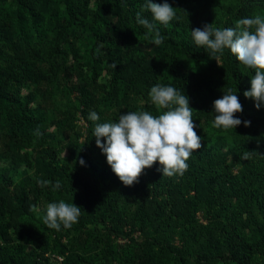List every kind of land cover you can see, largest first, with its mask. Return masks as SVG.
<instances>
[{
    "label": "trees",
    "instance_id": "16d2710c",
    "mask_svg": "<svg viewBox=\"0 0 264 264\" xmlns=\"http://www.w3.org/2000/svg\"><path fill=\"white\" fill-rule=\"evenodd\" d=\"M142 2L0 0V264H264V108L243 95L254 69L228 49L209 57L189 32L264 14V0H168L160 44L135 21ZM153 83L186 94L200 148L182 175L153 161L124 185L88 112L155 114ZM228 87L242 123L213 127L211 102ZM60 199L81 211L55 230L40 213Z\"/></svg>",
    "mask_w": 264,
    "mask_h": 264
},
{
    "label": "clouds",
    "instance_id": "9594fccd",
    "mask_svg": "<svg viewBox=\"0 0 264 264\" xmlns=\"http://www.w3.org/2000/svg\"><path fill=\"white\" fill-rule=\"evenodd\" d=\"M140 9L135 13L136 23L148 29L153 42L160 44L163 36L156 22L167 26L176 15L175 7L168 0H143ZM145 10L151 18L142 15ZM189 32L193 43L202 46L209 57L216 60L218 54L228 49L236 61L254 69L249 78L250 86L243 95L253 100L254 107L264 108V14L241 17L234 26L217 27L205 23ZM237 92L238 89L234 91L228 87L212 100L213 127L234 129L242 123L240 117L234 115L242 110ZM148 97L150 103L162 110L155 114L143 109L127 111L119 113L115 121H100L96 111L88 112V119L95 122L92 127L95 144L124 185L136 181L142 169L151 166L153 161L158 162L161 175H182L192 150L200 148L201 137L194 130L193 108L185 93L171 83H153ZM249 123L243 120L244 126ZM34 131L40 135L39 128ZM247 155L248 151H245L241 159ZM78 162L83 165V158ZM38 183L48 185L49 181L44 179ZM58 184L56 181L53 186ZM80 211L81 208L72 201L60 199L47 202L40 219L49 228L67 229L78 220Z\"/></svg>",
    "mask_w": 264,
    "mask_h": 264
},
{
    "label": "rangeland",
    "instance_id": "374dc122",
    "mask_svg": "<svg viewBox=\"0 0 264 264\" xmlns=\"http://www.w3.org/2000/svg\"><path fill=\"white\" fill-rule=\"evenodd\" d=\"M80 121V120H79ZM80 124H82V121H80Z\"/></svg>",
    "mask_w": 264,
    "mask_h": 264
}]
</instances>
